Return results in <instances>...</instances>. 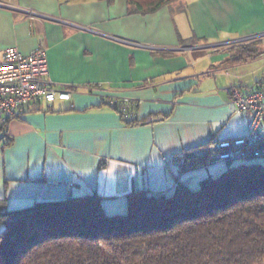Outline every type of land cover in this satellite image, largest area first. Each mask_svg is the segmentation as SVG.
Listing matches in <instances>:
<instances>
[{
    "label": "crops",
    "instance_id": "0c3cea01",
    "mask_svg": "<svg viewBox=\"0 0 264 264\" xmlns=\"http://www.w3.org/2000/svg\"><path fill=\"white\" fill-rule=\"evenodd\" d=\"M9 1L0 61L7 48L44 46L50 80L75 89L71 101L40 102L10 123L13 142L0 144L10 209L97 193L108 213H124L132 191L171 195L177 175L195 189L230 166L180 172L175 158L247 133L230 88L264 86V37L229 42L264 33V0L176 1L149 14L130 13L127 0ZM124 98L132 105L119 114L111 106ZM133 118L147 123L127 125Z\"/></svg>",
    "mask_w": 264,
    "mask_h": 264
},
{
    "label": "trees",
    "instance_id": "16d2710c",
    "mask_svg": "<svg viewBox=\"0 0 264 264\" xmlns=\"http://www.w3.org/2000/svg\"><path fill=\"white\" fill-rule=\"evenodd\" d=\"M127 1L130 13L149 14L178 0ZM40 102L7 119L0 144H12L10 123ZM216 142L177 155L179 171L217 162ZM178 178L171 195L130 192L124 213H108L97 193L15 209L0 197V264H264V160L230 165L197 189Z\"/></svg>",
    "mask_w": 264,
    "mask_h": 264
},
{
    "label": "built area",
    "instance_id": "2783aa9c",
    "mask_svg": "<svg viewBox=\"0 0 264 264\" xmlns=\"http://www.w3.org/2000/svg\"><path fill=\"white\" fill-rule=\"evenodd\" d=\"M0 6L12 7L9 3L2 2ZM26 12L32 16L40 15L30 9H26ZM262 37L264 33L229 42V45ZM156 50L165 51L161 47ZM98 87L100 86H95L94 89ZM74 93L75 89L57 85L50 80L47 50L44 46L30 53H23L16 47L7 48L3 52L0 61V127L5 125L9 117L25 111L33 102L41 100L51 107L57 100L71 101ZM230 93V102L235 111L248 117L247 133L243 137L217 141L215 148L219 151L216 158L231 161L248 153L264 156V86L250 93H243L239 87H231ZM122 102L124 106L119 108L125 114V107L132 104L127 98Z\"/></svg>",
    "mask_w": 264,
    "mask_h": 264
},
{
    "label": "rangeland",
    "instance_id": "374dc122",
    "mask_svg": "<svg viewBox=\"0 0 264 264\" xmlns=\"http://www.w3.org/2000/svg\"><path fill=\"white\" fill-rule=\"evenodd\" d=\"M1 1V0H0ZM185 1V0H179L177 1L175 4H173L175 7L179 8L182 6V2ZM3 2L5 3H9L10 1L9 0H3ZM201 46H199V49H200ZM185 49V47H182ZM160 52V51H158ZM213 148L216 147L215 144H213L212 146ZM217 159V158H216ZM264 160V156H259V157H254V156H251V157H240V158H237V159H234L232 160L230 163H228V165H231V166H238L239 164H241L242 162L243 163H246V162H253V161H263ZM224 163H226V161H224ZM200 185H194L193 188L197 189L199 188Z\"/></svg>",
    "mask_w": 264,
    "mask_h": 264
},
{
    "label": "clouds",
    "instance_id": "9594fccd",
    "mask_svg": "<svg viewBox=\"0 0 264 264\" xmlns=\"http://www.w3.org/2000/svg\"><path fill=\"white\" fill-rule=\"evenodd\" d=\"M158 52V51H157Z\"/></svg>",
    "mask_w": 264,
    "mask_h": 264
}]
</instances>
